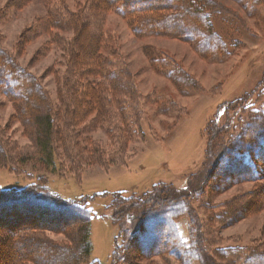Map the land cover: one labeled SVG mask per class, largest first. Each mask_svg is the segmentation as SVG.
<instances>
[{"label": "rangeland", "instance_id": "rangeland-1", "mask_svg": "<svg viewBox=\"0 0 264 264\" xmlns=\"http://www.w3.org/2000/svg\"><path fill=\"white\" fill-rule=\"evenodd\" d=\"M212 1L217 9L209 16L210 25L227 46L216 56L200 53L180 35L139 33L132 17L105 8L102 0H0V47L34 74L46 90L53 111L64 114L63 104L70 102L69 112L75 122L72 129L80 130L94 118H101V122L103 96L115 98L109 88L114 83L112 71L127 73L133 88L122 91H134L139 96L136 112L141 135L134 134V141L123 144L120 161H89L84 149L75 156L65 153L59 136L55 142L57 164L46 167L38 159L15 104L0 92L1 135L10 154L18 158V163L0 165V188H22L41 177L61 197L86 200L93 212L92 261L109 264L121 239L120 225L108 213L104 215L113 195L134 191L139 196L159 183L190 196L189 209L178 217L175 226L180 254L200 233L202 251L191 264H242L245 254L236 261L221 260L214 254L218 248L245 249L264 241V192H259L264 179L231 180L215 175L214 140L210 143L211 126L222 127L214 151L220 150L241 115L246 117L243 104H253L255 90L263 89L264 0ZM55 10L63 19L66 12L72 13L76 23L80 27L83 24L85 35L81 36L77 28H46ZM79 38H85L86 47L80 48ZM173 69L180 70L194 86L179 89L167 76ZM64 83L78 84V93L66 94ZM109 109L115 113L114 105ZM108 122L115 123V118ZM77 138L86 149L96 140L103 144L102 151L115 144L100 128ZM237 207H241L239 215L229 221ZM12 213L10 209L0 210V264L15 258L9 236L12 227L24 219L43 216L47 221L57 220L49 213L34 212L33 217L30 210H17V217ZM44 233L56 241H68L65 231ZM143 252L132 248L125 264L179 262L168 256L141 255Z\"/></svg>", "mask_w": 264, "mask_h": 264}, {"label": "trees", "instance_id": "trees-1", "mask_svg": "<svg viewBox=\"0 0 264 264\" xmlns=\"http://www.w3.org/2000/svg\"><path fill=\"white\" fill-rule=\"evenodd\" d=\"M102 4L105 8H114L124 16L132 17V22L136 24L135 29L139 27L136 29L139 33L180 35L190 41L197 51L209 56H216L227 49L221 37L210 25L209 16L215 11L214 9H217L212 0H102ZM57 12L55 10L50 14L46 28L53 25L74 30L77 28L81 36L85 35L83 24L80 27L72 13L66 12V16L63 14L66 18L63 19L58 14L56 16ZM79 41L81 49L86 47L85 38H79ZM118 73L116 70L112 71L114 83L109 85L115 98L103 96L104 113L101 114L103 117L101 122L99 121L101 118L99 120L94 118L92 123L80 130H74L72 126L75 122L69 112L70 102H64V114L60 115L53 111L46 90L34 74L18 64L9 52L0 47V92L15 104L25 132L32 137L39 153L38 159L46 167L57 164L55 142L59 136L63 152L75 156L84 149L86 160L99 162L106 159L120 161V155L125 149L124 145L136 139L134 134L141 135L139 116L136 112L139 96L134 91L132 94L122 91L128 89L130 78L127 77V73L124 75ZM167 76L181 90L194 86V82L191 79L187 81L178 69L168 71ZM261 84L263 89L255 90V102L250 105L243 104L241 107L247 112L246 117L241 115L235 125V131L223 141V144L220 143L218 151L214 149L219 144L220 140L217 137L223 133V128L211 126L210 143L214 140L212 152H216L213 166L215 175L226 176L231 180L264 179V82ZM63 85L69 96L78 93L76 92L79 88L78 84ZM129 88L132 89V85ZM102 89L103 87L100 92L104 93ZM108 97L110 99L107 101ZM113 105L115 113L113 110L110 112L109 109ZM112 118H115L113 124L108 122ZM97 128L103 129L110 140H115V144L111 145L110 149L100 150L103 149V144L98 140L93 141L88 149L78 144L76 140H80L77 136L90 133ZM1 133L0 129V165L18 163V158L8 151ZM173 190L171 185L159 183L152 185L139 196L134 191L118 192L113 195L104 215L108 213L111 219L120 225L121 239L109 264L128 262L130 259L128 251L132 248L143 250L141 255L145 256L172 257L179 261L177 264H191L197 259L195 257L202 251L200 233H197L195 238H191L189 246L183 249L181 254L176 250L180 246V241L175 222L179 216L188 211L190 196ZM260 191L263 193L264 187ZM240 208L237 207L232 211L229 221L236 217L241 211ZM4 209L12 210L11 216L14 217L18 215L17 210H30L33 217H35L34 212L49 213L57 219L47 221L44 216L37 217L40 218L39 220L24 219V223L12 227L14 229L11 228L9 236L13 241L10 245L11 253L15 254V258L8 264H100L97 260H90V221L93 212L86 200L65 199L50 189L45 184V180L39 177L22 188H0V210ZM132 222L136 224L135 227L127 226ZM54 229L65 231L68 241H56L44 233V231L53 232ZM244 254L245 259L242 264H264V241L245 249L235 246L218 248L214 256L221 260L234 258L236 261Z\"/></svg>", "mask_w": 264, "mask_h": 264}]
</instances>
